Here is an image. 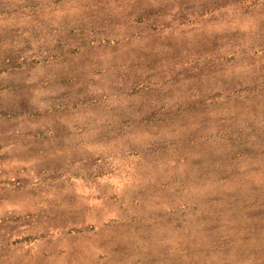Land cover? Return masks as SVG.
<instances>
[{
    "label": "rangeland",
    "instance_id": "obj_1",
    "mask_svg": "<svg viewBox=\"0 0 264 264\" xmlns=\"http://www.w3.org/2000/svg\"><path fill=\"white\" fill-rule=\"evenodd\" d=\"M0 264H264V0H0Z\"/></svg>",
    "mask_w": 264,
    "mask_h": 264
}]
</instances>
